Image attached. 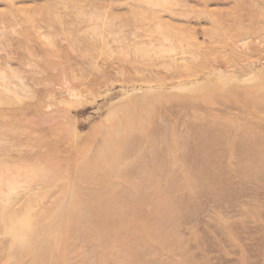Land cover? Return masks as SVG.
I'll use <instances>...</instances> for the list:
<instances>
[{"label":"rangeland","instance_id":"obj_1","mask_svg":"<svg viewBox=\"0 0 264 264\" xmlns=\"http://www.w3.org/2000/svg\"><path fill=\"white\" fill-rule=\"evenodd\" d=\"M0 264H264V0H0Z\"/></svg>","mask_w":264,"mask_h":264},{"label":"bare ground","instance_id":"obj_2","mask_svg":"<svg viewBox=\"0 0 264 264\" xmlns=\"http://www.w3.org/2000/svg\"><path fill=\"white\" fill-rule=\"evenodd\" d=\"M225 74V73H224ZM225 78V77H224ZM218 80V79H217ZM251 80V79H250ZM249 81V80H248ZM220 82V81H219ZM188 85V84H187Z\"/></svg>","mask_w":264,"mask_h":264}]
</instances>
